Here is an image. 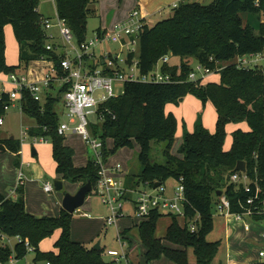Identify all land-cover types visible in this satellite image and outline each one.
I'll use <instances>...</instances> for the list:
<instances>
[{"label":"trees","instance_id":"16d2710c","mask_svg":"<svg viewBox=\"0 0 264 264\" xmlns=\"http://www.w3.org/2000/svg\"><path fill=\"white\" fill-rule=\"evenodd\" d=\"M95 2L97 0H57V12L66 21L78 44L88 41L89 18L95 14L90 6ZM40 4L41 0H0V74L19 75L27 71L31 62L42 58L55 62L56 69L61 72L59 55L46 49L48 38L42 27L45 17L38 11ZM243 14L264 16V0H215L210 5L182 3L173 10L170 19L153 28L147 25L139 44L142 72L147 73L163 57L171 55L181 60L179 79L184 82L127 85L123 96L101 107L103 123L93 126V134L105 143L106 161L119 149L132 148L134 142L139 145L143 172L137 176L139 183L136 186L128 184L130 188L135 189L145 183L154 186L157 182L166 185L169 180H183L187 198L186 226H181L178 218L173 217L165 238L182 249L168 248L157 237L159 223L164 217L159 212H152L137 226L149 264L162 259L174 264H214L223 243H210L208 236L215 228L214 211L220 192L229 200L232 215L264 210V73L230 66L219 72L220 83L186 82L191 72L189 60L215 70L216 63L264 52V23L260 34L256 35L255 30L243 21ZM7 25L13 27L19 43L21 63L18 66L7 64ZM101 32V29L97 31ZM164 71L177 76L180 65L167 66ZM65 91L61 89L45 104L25 93L21 102L23 112L37 123L28 134L30 138L45 137L53 143L59 176L85 185L91 182L95 191L99 169L93 162L85 168H77L74 150L67 147L65 138L58 134L61 121L56 108L61 104ZM189 95L196 96L204 105L213 104L218 114L217 131L211 134L199 121L195 132L185 137L180 156H175L171 152L176 142L178 122L174 115L166 113V108L169 104L179 105ZM9 105V97L4 95L0 101V119ZM242 123H247L251 131L234 132L233 147L225 151L226 127ZM108 140L114 144V149L109 152L106 149ZM153 143L163 145V164L155 162L152 157ZM21 151L22 144L17 139L0 141V152L17 156V164ZM240 161L247 163L248 184L232 181L236 174L243 177L235 172ZM250 200H254L252 205L248 203ZM199 216L197 230L192 233L188 224ZM74 217L65 210L58 218L33 216L26 209L22 188H19L16 199L0 195V232L10 238L20 237L30 242L35 254L33 264H111L104 259L103 249L95 251L72 239ZM57 231L61 232L55 243L57 253L42 252L40 245ZM130 232L124 233L125 238ZM189 250L193 251L195 262L190 260ZM0 253L3 260H8L12 251L5 249ZM16 253L23 260L29 252L24 245L17 244Z\"/></svg>","mask_w":264,"mask_h":264},{"label":"built area","instance_id":"2783aa9c","mask_svg":"<svg viewBox=\"0 0 264 264\" xmlns=\"http://www.w3.org/2000/svg\"><path fill=\"white\" fill-rule=\"evenodd\" d=\"M52 2L57 8V0H52ZM175 8H178V5H174ZM38 11L40 12L39 9ZM147 25L150 24L146 17L141 10L137 9L129 15L127 20L115 24L111 29L101 32V34L98 33L92 40L78 44L73 32L59 14L52 18H44L42 27L48 38L46 49L59 55L61 72L56 69L55 62L42 58L40 61L52 64L42 81H33L20 74L7 75V79L3 80L0 74V101L3 100L4 95H7L10 101V105L5 107L6 112L10 110L14 102H22L25 93H30L35 101L43 103L53 84H59L61 89H66L63 94V103L67 120L60 124L58 134L63 138L71 133L76 134L91 148L94 155L93 163L99 169L97 194L110 211L106 218L107 226H117L119 218L125 217L127 203L134 206L135 217L140 221L147 220L152 212L157 211L164 216L183 218L187 222L185 211L187 198L183 180L176 182V186L170 192L166 185L155 188V185L150 183L141 184L135 189L128 187L122 177L123 167L120 164L110 167L105 159L104 141L93 134V126L100 125L104 120V115L100 113L101 107L123 96L127 85H172L184 82L179 79L181 78V63L177 76L164 71L167 66H176L171 64V55L163 57L147 73L142 72L139 44L140 36ZM132 56L133 58H131ZM211 61L213 62V59ZM263 62L264 52L239 56L227 63H216L224 65V67L215 70L198 62L195 66L190 63L191 72L186 82L205 84L213 74L230 66H235L239 70H254L264 73ZM9 84L10 87H8ZM4 122L5 119L2 117L0 128L4 126ZM23 135L22 145L28 132L25 131ZM35 141L47 143L50 139L36 137ZM19 180L23 185L25 177L22 173ZM232 181L249 183L246 175L242 177L239 174L234 175ZM247 190L249 191V189ZM45 191L52 192V185L46 184ZM258 192H260L259 188ZM248 203L252 205L254 200H250ZM230 209L231 204L227 197H220L216 207L217 212L220 215L229 216L232 215ZM235 216L238 221H244L245 218L264 216V210H248ZM199 221L200 216L188 224L192 233L196 232ZM249 229L250 227L247 226L248 231ZM11 239H15L16 243L12 244ZM118 240L121 246L120 251L110 250L108 256L112 258V264L124 262L129 264V257L133 251L129 248L126 249L127 244L120 232H118ZM17 244L24 245L27 252H34L30 242L24 241L20 237L10 238L0 232V251L5 249L12 251L8 260H3L0 253V264L20 263L16 253ZM260 256L264 257V252Z\"/></svg>","mask_w":264,"mask_h":264},{"label":"rangeland","instance_id":"374dc122","mask_svg":"<svg viewBox=\"0 0 264 264\" xmlns=\"http://www.w3.org/2000/svg\"><path fill=\"white\" fill-rule=\"evenodd\" d=\"M215 1V0H213ZM211 3L208 0L205 5ZM91 10H95V14L91 15L88 23V40L95 38V34L100 29L102 21L106 23L111 22L112 16L119 12L120 0H97L91 6ZM41 13L48 17H55L58 15L57 8L52 0H41L39 7ZM174 6L166 11V13L160 17H156L151 23L150 27H155L157 24L166 21L172 17ZM112 11V12H111ZM114 13V14H113ZM242 19L245 24H249L254 30L256 35L260 34L261 25L264 23V16L262 15H242ZM5 35L7 42L6 59L7 64L17 66L21 63L20 61V51L19 43L15 37L13 27L7 25L5 27ZM179 58L172 57V64L180 63ZM191 65L195 66L197 63L195 60H189ZM264 63V62H263ZM262 63V64H263ZM23 64V62H22ZM50 65L49 62L43 61H33L30 63L29 71H36L38 74L43 75L45 72V66ZM224 65H217L218 69L223 68ZM1 79H7V75L1 74ZM211 83H220L221 76L219 73L213 74L209 80ZM10 87V84L8 85ZM56 95L59 93V84L56 87ZM45 104V102H43ZM22 105L11 107L9 111L3 116L5 119V125L0 128V140L4 141L16 137L17 140H24L23 134L28 130L29 126H37L36 121L22 114ZM58 114L60 121H66V109L65 117H63V106L59 105ZM166 113L168 115H174L178 122V131L180 134H176V142L172 149V154L175 156H180V150L184 144V139L188 134H193L196 130V126L199 121L202 122L203 126L207 128L212 133H216V119L217 113L215 108L211 103L204 105L200 99L194 95L187 96L179 105L169 104L166 108ZM96 120H99L96 118ZM103 123V122H101ZM249 125L244 123L240 126H233V124L226 127L227 132V142L226 150H231L233 147V131L242 130L248 131ZM98 137V136H96ZM24 144L22 145V152L20 160L22 161V169L16 167L17 156L10 153L0 152V192L5 195H9L13 190L17 189L19 186V170L25 174L26 187L25 196L27 200L26 209L28 212L39 217H53L57 218L61 215V209L63 206V201L66 195H76L81 189V182L72 181L70 179H64L62 176L57 174V164L54 160L52 148L53 143L47 145H37L35 138H30L27 136L25 138ZM69 145H71L77 152L75 158V166L78 168L86 167L88 159L85 155L90 154L92 157V152L90 148L83 142L81 137H76L74 140H69ZM108 150L114 149L113 141H107ZM35 148L39 155L37 157L32 156V149ZM153 154L152 157L155 162L163 164V145L153 143ZM140 147L134 142L132 148L119 149L110 157V161L115 163V165L120 164L123 167L122 177L127 181V186L129 183L135 186L139 183V178L130 177L129 172L131 169H136L140 174L143 172L142 164L139 161ZM63 181L64 188L61 191L55 190V182ZM50 183L53 186V193L49 194L44 191V185ZM85 185V184H84ZM169 192L176 186L175 180H169L166 184ZM125 217L119 218L117 226H107L103 219L109 216V210L103 205L101 197L96 194V192L91 193L85 205L79 209L72 222V238L81 243L88 248H94L98 243L104 250V259L111 263L112 258L108 256V251L121 249L118 240V231L123 234L127 228L133 226V224H138L140 221L134 218V206L132 204H126ZM85 214L90 215L89 217ZM220 214L215 209L214 220L215 228L213 232L208 236V242L216 243L225 236L226 228V217L219 216ZM227 216V215H226ZM172 217L164 216L158 227L157 237L163 240L166 247L172 249H182L180 247L174 246L169 243L165 238L167 230L172 223ZM237 218L234 217V220ZM181 226L185 227L186 222L183 218H178ZM60 236V232L54 234L51 238L45 240L41 244V250L45 252L55 251V242ZM12 244L16 243L15 239H11ZM134 239L132 247H138V258L133 261L132 264H149L145 257V247L143 244ZM130 246L127 245L126 249ZM189 257L192 262L196 261V258L192 250H189ZM35 258L34 252H29L25 259L20 260L19 264H33ZM225 260V250L221 249L217 262L214 264H221V261ZM125 263V262H124ZM151 264H174L167 259H162L160 261L152 262Z\"/></svg>","mask_w":264,"mask_h":264},{"label":"crops","instance_id":"0c3cea01","mask_svg":"<svg viewBox=\"0 0 264 264\" xmlns=\"http://www.w3.org/2000/svg\"><path fill=\"white\" fill-rule=\"evenodd\" d=\"M208 0H120V11L119 12H116L112 18H111V22L108 24L106 23L104 20L102 21V25L100 27L101 31L102 32H105L109 29H111L115 24H118L120 22H123L125 20L128 19L129 15L134 12L135 10L139 9L142 11L143 15L146 17L147 19V22L148 24H150L156 17H160L162 15H164L166 13V11L168 9H170L172 6L174 5H179V4H182V3H201L203 5L206 4ZM215 1L211 0V3H214ZM208 4V5H210ZM112 12V11H111ZM41 13V11H40ZM45 18H52V17H48L46 15H44L43 13H41ZM98 33L95 34V36L97 35ZM50 61V60H48ZM51 62V61H50ZM46 63V62H45ZM181 63V61H180ZM180 63L178 64H171L172 65H179ZM50 65L48 66H45V72L41 74H38V72L36 71H29V67L27 69L26 72H23L21 73L20 75H25L27 76L30 80H33V81H42L44 79V77L46 76V72L47 70H49L51 67H52V64L49 63ZM9 65V64H8ZM20 65V64H19ZM9 66H13V65H9ZM18 66V65H17ZM210 78V77H209ZM209 78L207 79V81L205 82L204 85L208 84V83H211L209 80ZM58 84H53L50 91L48 92V97L45 101L48 100V98H50L51 96L55 97L57 96L56 95V87H57ZM59 90H61V87L59 86ZM212 104V103H211ZM21 106V102L20 101H17V102H14L13 103V106L12 107H15V106ZM63 106V117H65V110H64V103H63V95H62V102L61 104ZM213 105V104H212ZM214 107V106H213ZM58 108V106H57ZM56 108V111L58 112ZM215 108V107H214ZM11 109V108H10ZM21 109V107H20ZM216 111V109H215ZM21 112L22 114L24 113L21 109ZM217 113V111H216ZM216 123L218 122V114H217V119L215 120ZM62 123V122H61ZM244 124V123H242ZM242 124H233V126H240ZM4 125H5V122H4ZM232 125V124H231ZM230 126V125H228ZM36 127V126H35ZM34 128V125L32 126H29L28 130H26L27 132ZM250 128V127H249ZM207 129V128H206ZM216 129H217V124H216ZM208 130V129H207ZM209 131V130H208ZM237 131V130H236ZM236 131H233V134L234 132ZM251 129H249L248 131H245V132H250ZM211 134H215V133H212L211 131H209ZM178 134L179 131H177ZM194 133V132H193ZM29 136V134H28ZM76 137H79L78 135L76 134H69L66 138H65V145L71 149L74 150L75 152V156H74V161H75V158H76V150L71 146L69 145V140L72 141L74 140ZM177 137V135H176ZM10 139H16V137H12ZM185 140V139H184ZM1 141V140H0ZM84 142V141H83ZM227 142V141H226ZM51 143V141L47 142V143H38L36 142L37 145H47ZM85 143V142H84ZM22 144V142H21ZM86 144V143H85ZM87 145V144H86ZM88 146V145H87ZM23 147V146H22ZM89 147V146H88ZM90 148V147H89ZM106 149L107 151L109 152L108 150V147H107V142H106ZM91 150V148H90ZM33 151L36 152V154L34 155L33 154ZM225 151L226 150V145H225ZM230 151V150H228ZM22 152V151H21ZM92 152V150H91ZM10 153V152H8ZM52 153H53V148H52ZM12 154V153H10ZM14 155V154H13ZM39 155L38 151L33 148L32 149V156L33 157H37ZM20 157H21V153H20ZM85 157L88 159V163L86 165V167L89 165L90 162H93L94 161V155H93V152H92V157L90 154L87 153V155H85ZM107 162L108 164L110 165V167H113L115 166V163H112L110 161V157H108L107 159ZM75 164V163H74ZM16 167L19 168V169H22L23 166H22V161L19 160V164L16 163ZM78 168V167H77ZM85 168V166L83 167ZM19 177H20V174L22 173L25 177V174L19 170ZM58 174V173H57ZM26 181V179H25ZM24 181V182H25ZM61 181V180H60ZM126 181V180H125ZM63 182V181H62ZM127 183V181H126ZM47 184H50L47 182ZM46 185V183H45ZM45 185H44V191H45ZM63 186H64V182H63ZM85 186L83 183H81V188ZM25 187H26V183H23V185L20 184V180H19V186L17 187V189L13 190L11 194L9 195H5V194H2L0 192V195L5 197V198H17L18 197V190L19 188L23 189L24 190V193H25ZM53 187V186H52ZM129 187V186H128ZM46 192V191H45ZM96 192L97 194V188L95 191H93L92 193ZM47 193V192H46ZM53 193L50 192L49 194ZM90 195V194H89ZM88 195V196H89ZM98 195V194H97ZM88 198V197H87ZM25 201H26V206H27V200H26V196H25ZM64 202V201H63ZM103 203V202H102ZM127 204H130V203H127ZM104 205V204H103ZM105 206V205H104ZM126 206V205H125ZM106 207V206H105ZM107 208V207H106ZM108 209V208H107ZM126 209V207H125ZM64 210L63 206H62V209H61V212ZM28 211V210H27ZM133 212H134V218L136 220H138L136 217H135V208L133 209ZM30 213V212H28ZM110 213V211H109ZM31 214V213H30ZM76 214V213H75ZM33 215V214H32ZM35 216V215H33ZM75 216V215H74ZM85 216L89 217L90 215L88 214H85ZM219 216H222V217H226V228H225V236L219 240L223 243L222 245V249L225 250V260H222L221 261V264H262L264 263V257H261L260 254L262 252H264V216H260V218L258 217H253V218H245L244 221H238L237 219L234 220V217L236 218L235 215H229V216H226V215H219ZM37 218H44V217H39V216H35ZM168 217H174V216H168ZM58 218V217H57ZM106 218L105 217L103 219V221H105L106 223ZM140 221V220H138ZM142 221H140L141 223ZM186 222V221H185ZM133 224V226H131L130 228H127L125 232H127V230H131L130 233H128L127 235V238H125L126 236H124V233L122 234L123 235V238H124V241L127 245H129V249H131V251H133V253L130 255L129 257V264H132L133 261L135 259L138 258V247H132V244L134 242V239L135 240H138V242H140L142 244V242L139 240V236H138V229H137V226L140 224ZM107 225V224H106ZM247 226L250 227L249 231L247 230ZM58 232V231H57ZM56 232V233H57ZM60 232V231H59ZM119 232V231H118ZM60 235H61V232H60ZM60 237V236H59ZM59 239V238H58ZM57 239V240H58ZM73 239V238H72ZM74 240V239H73ZM75 241V240H74ZM218 241V242H219ZM57 242V241H56ZM55 242V243H56ZM77 242V241H76ZM137 242V243H138ZM164 244V243H163ZM121 247V246H120ZM145 247V246H144ZM88 248V247H87ZM93 249V248H92ZM103 249V248H102ZM146 249V248H145ZM40 250H41V245H40ZM115 250V249H113ZM42 251V250H41ZM42 252H45V251H42ZM49 252H55L57 253V251H49ZM47 253V252H46ZM145 254H146V251H145ZM35 259V258H34ZM217 262V258L215 260L214 263ZM33 263H34V260H33ZM113 263V260L111 262V264ZM122 264H126V263H122Z\"/></svg>","mask_w":264,"mask_h":264},{"label":"water","instance_id":"95a60500","mask_svg":"<svg viewBox=\"0 0 264 264\" xmlns=\"http://www.w3.org/2000/svg\"><path fill=\"white\" fill-rule=\"evenodd\" d=\"M33 154L35 155L36 152L33 151ZM235 172L246 175L248 172L247 163L244 161L238 162ZM138 175H139V172L134 168L131 169L129 172L130 177H137ZM160 186H161V183L159 182L155 184V188H159ZM54 187L56 191L63 190L64 188L63 182L56 181ZM92 192H93V186L91 182H88L85 186H83L80 189V191L76 195H70V194L66 195L64 202H63L64 210L70 213L71 215H75V213L85 205L88 195L91 194ZM218 196L222 197L223 193L220 192ZM93 249L95 251H101L102 250L101 243H98Z\"/></svg>","mask_w":264,"mask_h":264}]
</instances>
